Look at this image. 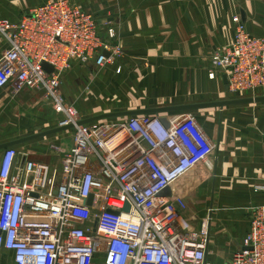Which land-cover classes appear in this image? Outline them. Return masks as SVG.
I'll use <instances>...</instances> for the list:
<instances>
[{
	"label": "built area",
	"instance_id": "2783aa9c",
	"mask_svg": "<svg viewBox=\"0 0 264 264\" xmlns=\"http://www.w3.org/2000/svg\"><path fill=\"white\" fill-rule=\"evenodd\" d=\"M235 21L231 40L213 51L208 77H225L234 96H254L264 90V35ZM102 33L73 0H46L16 21L0 18L7 42L0 91H38L72 137L59 172L25 155L17 161L13 146L0 154V264L6 251L13 264H211L205 230L192 228L172 188L215 152L197 116L182 112L168 126L160 114L82 123L62 93V74L74 62L102 69L120 55L113 29ZM167 187L170 195L160 194ZM230 264H264V206L251 209Z\"/></svg>",
	"mask_w": 264,
	"mask_h": 264
},
{
	"label": "crops",
	"instance_id": "0c3cea01",
	"mask_svg": "<svg viewBox=\"0 0 264 264\" xmlns=\"http://www.w3.org/2000/svg\"><path fill=\"white\" fill-rule=\"evenodd\" d=\"M44 1L0 0V18L16 21ZM73 3L92 13L100 30L113 28L114 42L123 50V79L139 84L140 102L135 101L134 108L128 110L237 98L226 90L223 79L208 77L211 54L231 40L236 17L253 34L264 35V0H73ZM6 47L7 42L0 35V53ZM72 65L76 74L80 68L95 67L97 71L92 70V74L106 76L102 74L103 68L98 69L93 63ZM70 76L69 73L67 79L62 78L61 89L64 97L75 105L81 88L72 86ZM75 81L79 84L78 79ZM98 91L96 86L95 92ZM46 106L51 107L38 91L25 89L12 95L1 90L0 145L58 127L59 115L52 107L56 125L46 122L52 117ZM182 112L185 111L162 115L174 119ZM190 112L197 116L215 144V152L182 175L173 184V192L183 197L186 208L182 214L192 228L206 232L207 261L230 264L232 254L242 247L249 229L251 209L264 206V101ZM66 130L70 129L63 131ZM63 131L11 145L20 152L17 161L25 155L59 172L58 161L61 163L63 153L72 143V137L62 140ZM10 257L8 251L3 253L6 264H13Z\"/></svg>",
	"mask_w": 264,
	"mask_h": 264
},
{
	"label": "rangeland",
	"instance_id": "374dc122",
	"mask_svg": "<svg viewBox=\"0 0 264 264\" xmlns=\"http://www.w3.org/2000/svg\"><path fill=\"white\" fill-rule=\"evenodd\" d=\"M101 32H103L102 35L105 37L106 32L102 31V28H101ZM113 39H115V33ZM113 39L112 41L114 42ZM120 49H121L119 53L120 55L118 54L119 56L114 59L115 60L114 63L108 64L102 69V71H104L102 72V74L105 73L104 75H106L104 77L102 76L99 77L96 76L95 74H92V70L97 71L95 67L89 70H86L85 68H80V70H77V74H76L74 73L73 70L74 66L71 65V67L67 68L63 72L62 74L63 80L70 73L71 79H69V81L72 83V86L74 87V85L75 86L78 85V87L81 88V92L74 102L77 110L80 112L82 116L86 117V116L97 115L102 113L133 109L135 106L134 102L135 101L136 103L140 102L138 97L140 96L138 93L139 84L133 82L132 79L131 81L130 79L129 80L123 79L122 74L124 73L125 69L123 67V62H122V56H123L122 47ZM212 54H211V58H212ZM79 66L81 67V64ZM118 68H120L119 73L117 72ZM77 79L79 84H77L75 81ZM96 86L99 87L98 92H95ZM230 94L234 95L232 93ZM254 94L256 96H263L264 90L259 89ZM255 95L252 96V94H244V96L246 97H255ZM236 97L239 98L241 97V95H237ZM66 100L69 102L67 98ZM46 107L49 108L48 106ZM49 110L52 112L51 107L49 108ZM53 114L54 112H52L51 115L52 117H50L51 119L48 120L47 118L48 121L46 122H51V124L55 126L56 123L53 117H55L56 114L54 115ZM60 137L64 141L70 140L71 131L66 130L61 132ZM60 166L61 163L58 161V167Z\"/></svg>",
	"mask_w": 264,
	"mask_h": 264
},
{
	"label": "water",
	"instance_id": "95a60500",
	"mask_svg": "<svg viewBox=\"0 0 264 264\" xmlns=\"http://www.w3.org/2000/svg\"><path fill=\"white\" fill-rule=\"evenodd\" d=\"M107 54V53H106ZM44 69L47 71H51L52 67L48 65L47 63H43ZM224 82L226 83V78L224 77ZM264 101V95L263 96H255V97H239V98H233V99H226L221 101H210V102H199V103H190V104H180V105H172V106H163V107H155V108H145V109H136V110H127V111H117V112H109V113H102L99 115H95L93 117L83 119L82 123L92 122L100 119H106V118H114V117H127V116H133V115H141V114H160V121L163 123L164 126H168V120L165 115H162L167 112H173V111H190L194 109L204 108V107H214V106H225V105H233V104H247V103H255V102H263ZM71 126H58L53 129L43 131L31 136H28L26 138L20 139L18 141L14 142H8L0 145V150L6 149L8 146H11L15 143H19L25 140L38 138L41 136H45L48 134L56 133L59 131H63L65 129H69ZM160 194L163 195H170V188L163 189ZM92 200V197L89 196L87 199V203H90ZM125 209H128V206L125 207Z\"/></svg>",
	"mask_w": 264,
	"mask_h": 264
},
{
	"label": "trees",
	"instance_id": "16d2710c",
	"mask_svg": "<svg viewBox=\"0 0 264 264\" xmlns=\"http://www.w3.org/2000/svg\"><path fill=\"white\" fill-rule=\"evenodd\" d=\"M102 120H104V119H102Z\"/></svg>",
	"mask_w": 264,
	"mask_h": 264
}]
</instances>
